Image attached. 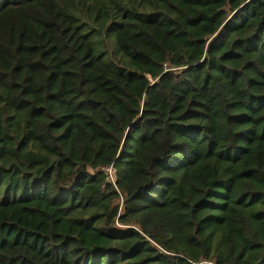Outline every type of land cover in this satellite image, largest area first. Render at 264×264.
<instances>
[{"label": "trees", "instance_id": "16d2710c", "mask_svg": "<svg viewBox=\"0 0 264 264\" xmlns=\"http://www.w3.org/2000/svg\"><path fill=\"white\" fill-rule=\"evenodd\" d=\"M0 264H264V0H0Z\"/></svg>", "mask_w": 264, "mask_h": 264}, {"label": "rangeland", "instance_id": "374dc122", "mask_svg": "<svg viewBox=\"0 0 264 264\" xmlns=\"http://www.w3.org/2000/svg\"><path fill=\"white\" fill-rule=\"evenodd\" d=\"M110 21V20H109ZM86 22V27L84 26L82 32H89V40L94 48L95 56L99 57L104 64H109L113 68H119L126 72L132 71L128 64V59H126L118 50L115 45L114 31L104 30L102 32L94 31V28L98 29L99 26L93 21L87 19L86 21L80 20V23ZM103 172H105L103 170ZM108 174V173H107ZM109 179L112 181L114 176Z\"/></svg>", "mask_w": 264, "mask_h": 264}, {"label": "built area", "instance_id": "2783aa9c", "mask_svg": "<svg viewBox=\"0 0 264 264\" xmlns=\"http://www.w3.org/2000/svg\"><path fill=\"white\" fill-rule=\"evenodd\" d=\"M105 171V173L107 174L108 173V177L110 175V178H112L113 176V170H112V167H109L108 169H103Z\"/></svg>", "mask_w": 264, "mask_h": 264}]
</instances>
